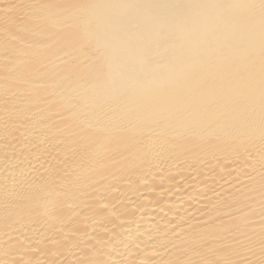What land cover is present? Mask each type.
Returning <instances> with one entry per match:
<instances>
[{
    "label": "bare ground",
    "instance_id": "obj_1",
    "mask_svg": "<svg viewBox=\"0 0 264 264\" xmlns=\"http://www.w3.org/2000/svg\"><path fill=\"white\" fill-rule=\"evenodd\" d=\"M0 264H264V0H0Z\"/></svg>",
    "mask_w": 264,
    "mask_h": 264
}]
</instances>
